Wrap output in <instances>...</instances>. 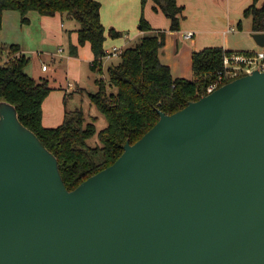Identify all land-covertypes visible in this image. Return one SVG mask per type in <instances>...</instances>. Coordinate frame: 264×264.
Listing matches in <instances>:
<instances>
[{
  "label": "water",
  "instance_id": "95a60500",
  "mask_svg": "<svg viewBox=\"0 0 264 264\" xmlns=\"http://www.w3.org/2000/svg\"><path fill=\"white\" fill-rule=\"evenodd\" d=\"M159 113L70 190L0 100V264H264V71Z\"/></svg>",
  "mask_w": 264,
  "mask_h": 264
},
{
  "label": "trees",
  "instance_id": "16d2710c",
  "mask_svg": "<svg viewBox=\"0 0 264 264\" xmlns=\"http://www.w3.org/2000/svg\"><path fill=\"white\" fill-rule=\"evenodd\" d=\"M148 0H141L144 6ZM156 10L161 8L171 19V30L181 28L183 6L177 0H154ZM258 0L248 7L245 15L253 21V31L264 32V4ZM6 9L19 10L22 22L29 21L31 10L44 15L69 12L79 21V43H91L94 52L92 68L101 70L105 55L106 28L101 19L100 0H0V28ZM141 29L147 31L141 41L127 47L120 60L108 68L110 82L117 92H108L103 78L97 79L99 89L90 94V99L108 120V125L98 132L101 146H90L88 140L97 133L95 121L85 122L81 108L67 111L65 120L56 127L43 125V100L52 87L47 79L39 81L25 71L28 59L13 56L0 65V100L13 103L21 121L41 139L59 160L60 171L68 189L77 187L83 180L112 164L124 151L129 140L136 142L160 118L159 109L173 113L190 101L207 94V87L218 78L223 69L227 50L222 46H208L193 54L194 79L174 77L168 64L161 61L159 49L165 43L166 31L153 28L142 15ZM111 35L120 32L110 29ZM12 52L19 49L11 44ZM77 54V46L73 47ZM229 80L223 81L222 84Z\"/></svg>",
  "mask_w": 264,
  "mask_h": 264
},
{
  "label": "crops",
  "instance_id": "0c3cea01",
  "mask_svg": "<svg viewBox=\"0 0 264 264\" xmlns=\"http://www.w3.org/2000/svg\"><path fill=\"white\" fill-rule=\"evenodd\" d=\"M100 2L101 19L107 36L104 46L108 42L123 39L122 49L121 47L120 49L124 50L130 47L128 44L133 37L139 40L136 44L139 43L147 34V31L140 27L143 15L153 28L166 31L165 43L159 49V57L163 63L170 66L174 77L194 79L193 54L205 47L222 46L233 51L261 48L254 37L252 17L244 14L254 0H177V3L184 8L179 30H171V19L161 8L155 9L154 0H148L144 6L141 0H100ZM263 4L264 0H258L256 3L257 6ZM69 15L67 12L44 15L31 10L27 14L29 21L23 23L19 11L5 10L3 12V28L10 21L18 20L24 24L23 34L12 36V42L6 44L4 51L8 52L7 60L18 54L26 57L28 63L25 71L35 79H37L36 76L47 79L52 87L42 104V122L46 127H56L63 123L67 111L73 110L69 109V103L74 100L76 84L82 82L85 74L88 79L91 77L89 71L91 73L90 66L92 68L91 64L95 57L91 43L89 41L84 44L79 43L80 23L74 17L76 21L71 20L72 15ZM66 17L72 21L71 25H67ZM245 19L248 21H244ZM110 28H115L120 35H111ZM231 28L234 29L231 30ZM125 29H130L132 34L123 33ZM188 31H193L194 35L186 37L185 34ZM11 44L18 45L19 49L12 52ZM39 44H50L54 48L40 52L32 48L33 45ZM74 45L77 46V54H73ZM113 47L105 48V50L108 51ZM36 53H39V56L44 54L50 57L52 63L49 65L43 62L40 66L36 57H33ZM44 64L47 65V69H43ZM50 68L54 70L48 74ZM58 69L65 70V82L59 81ZM72 79L76 81V84ZM70 83L73 86H70ZM81 89L87 90L86 87Z\"/></svg>",
  "mask_w": 264,
  "mask_h": 264
},
{
  "label": "rangeland",
  "instance_id": "374dc122",
  "mask_svg": "<svg viewBox=\"0 0 264 264\" xmlns=\"http://www.w3.org/2000/svg\"><path fill=\"white\" fill-rule=\"evenodd\" d=\"M6 10L19 11L16 9H6ZM67 14L69 15L70 13L67 12ZM72 18H73V16H72ZM71 20H75V19L73 18ZM71 20L68 17L65 18L67 25H71V22H72ZM244 21H248V19H245ZM23 26H24V24H22V22L18 21V20L16 22L10 21L4 28H3V23H2V26L0 28V29L3 28L0 31V65H3L7 61H9V59L7 60V58H6L8 55V52L4 51V49L6 47V44H9L12 42V39H11L12 36H14V35L19 36V35L23 34ZM107 31H108V29H107ZM126 32L132 34V31L130 29H125V31L123 33H126ZM121 41H123V39L122 40H116L114 42H108L104 48L109 49L113 46H117L119 48L121 47V49H122L123 44L121 43ZM138 41L139 40L137 38L133 37L130 40L128 45L134 46V45H136V42H138ZM32 48H34L40 52L42 50H45V51L50 50L54 47L50 44H47V45L39 44L37 46L33 45ZM33 57L34 58L36 57V61H38V64L40 66H42L43 62H46L49 65L52 63L51 58L44 55V54H43V56H39V53H36V55H34ZM119 60H120L119 53H113L110 56L104 55L103 60H102V66H101L102 70H94L90 66L91 73L89 71V74L91 75V77L89 79L87 77V74L84 75V77L82 78V82H79V84H76V81L74 79H72L73 82L76 84V86L74 88V94H73L74 100L69 103V109L70 110H72V109L74 110L77 108L83 109L85 116H86L85 122H93V117H97V120L95 121L96 126H97V133L88 140L89 145L93 146V147L98 146V145H100V146L102 145L100 142L99 136H98V132L108 125V120H107L105 114L103 112H101L99 110V108L94 103H92V101L90 99V94L96 92L99 89V86L97 85L96 81H97V79H101V78H103L104 82L106 83L109 93L117 92L116 85H114L110 82L108 68L110 65L118 63ZM53 70H54L53 68H50V70L48 71V74H51L50 72L51 71L53 72ZM45 73H47V72H45ZM57 77H58L59 81L65 82L66 81L65 70L58 69L57 70ZM36 78L39 81L43 80L39 76H36ZM82 87H86L87 90L81 89Z\"/></svg>",
  "mask_w": 264,
  "mask_h": 264
},
{
  "label": "built area",
  "instance_id": "2783aa9c",
  "mask_svg": "<svg viewBox=\"0 0 264 264\" xmlns=\"http://www.w3.org/2000/svg\"><path fill=\"white\" fill-rule=\"evenodd\" d=\"M234 28H231L233 30ZM194 35L193 31H188L185 36L192 37ZM123 50L119 47L114 46L110 50H105V55L110 56L113 53H119L121 55ZM20 57L21 55H15ZM43 69H47V65H43ZM255 69H260L264 71V46L259 50H247V51H233L231 53H226L223 60V69L219 70L216 81L210 83L207 87V93L212 92L220 85H222L225 80H232L239 76L252 73ZM70 86H73L70 83Z\"/></svg>",
  "mask_w": 264,
  "mask_h": 264
}]
</instances>
